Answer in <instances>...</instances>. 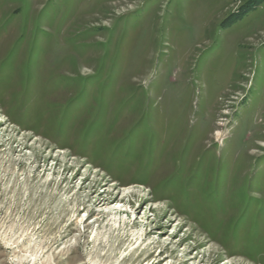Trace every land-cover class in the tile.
Wrapping results in <instances>:
<instances>
[{
  "label": "rangeland",
  "instance_id": "1",
  "mask_svg": "<svg viewBox=\"0 0 264 264\" xmlns=\"http://www.w3.org/2000/svg\"><path fill=\"white\" fill-rule=\"evenodd\" d=\"M0 264H264V0H0Z\"/></svg>",
  "mask_w": 264,
  "mask_h": 264
}]
</instances>
